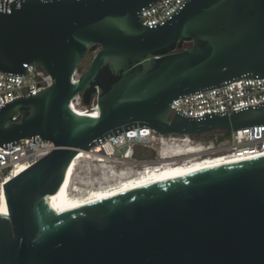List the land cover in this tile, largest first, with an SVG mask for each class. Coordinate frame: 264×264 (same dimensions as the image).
Masks as SVG:
<instances>
[{
  "label": "water",
  "instance_id": "95a60500",
  "mask_svg": "<svg viewBox=\"0 0 264 264\" xmlns=\"http://www.w3.org/2000/svg\"><path fill=\"white\" fill-rule=\"evenodd\" d=\"M155 1L0 2V70L23 75L35 64L53 77L2 108L0 145L35 136L55 144L4 184L0 264H264V156L59 214L50 205L80 150L124 132L196 136L264 125V103L171 116L178 98L264 78V0H183L162 23L145 25L141 10ZM80 92L85 106L98 92V116L75 112Z\"/></svg>",
  "mask_w": 264,
  "mask_h": 264
},
{
  "label": "built area",
  "instance_id": "2783aa9c",
  "mask_svg": "<svg viewBox=\"0 0 264 264\" xmlns=\"http://www.w3.org/2000/svg\"><path fill=\"white\" fill-rule=\"evenodd\" d=\"M3 1L7 0H0V2ZM12 1L14 0H8V3ZM182 1L157 0L151 7L141 10L140 20L145 25L162 23L173 14ZM81 73H79L78 67L72 76V80L77 82ZM52 83V75L35 64L27 65L26 73L23 75H12L0 70V111L3 107L16 100L37 95L45 88L51 86ZM72 103H75L76 106L84 105L81 92L71 100V106ZM260 103H264V78H242L221 87L211 88L178 98L171 104V116L177 112L188 116H202L215 112L231 114L240 108L246 106L254 107ZM97 106L98 92L93 95L91 104L84 107L93 113ZM19 119L20 117L14 118V120ZM149 130L152 131L150 134L151 140L155 134H159L155 130ZM135 133L140 134L137 133V130H132L124 132L117 137L109 138L108 140L114 147L112 156L115 155L116 151L118 153L123 152L127 156L131 147L130 145L140 143L134 140L132 134ZM231 133V145L228 148H224L227 149L228 153H253L257 148H264V125L240 129ZM208 147L211 148V146ZM54 148L55 144L53 141L40 136L22 138L14 143L0 145V202L6 194L4 184L16 176L15 173L18 168L22 165L30 167L52 152Z\"/></svg>",
  "mask_w": 264,
  "mask_h": 264
},
{
  "label": "bare ground",
  "instance_id": "6f19581e",
  "mask_svg": "<svg viewBox=\"0 0 264 264\" xmlns=\"http://www.w3.org/2000/svg\"><path fill=\"white\" fill-rule=\"evenodd\" d=\"M81 106H76L75 103H72L76 113L98 116L99 106L93 113L87 110L86 107ZM151 133L152 131L146 129L140 134L135 133L132 136L140 144H146ZM165 138L166 136L162 134H155L152 138V142L158 140L160 143L158 154L162 161L147 164L142 169L135 171L131 168L122 169L121 171L114 165L115 163L119 164L124 160H128L127 158L131 155L134 144L130 145L128 155L123 159L113 158L114 147L109 140L96 145L92 150H80L68 167L63 185L57 195L50 200V205L56 210V214H59L121 193L182 177L203 169L264 156V148H257L253 153L235 152L232 154L231 152H225L210 155V147L202 143L193 142L189 136L184 135L181 139L172 138L165 140ZM178 140L181 141L179 144H177ZM100 151H104L106 154L100 155ZM27 168V165L20 166L15 175L17 176ZM80 172H83L84 175ZM93 173L96 174L95 177H93ZM0 213H9L6 194L0 202Z\"/></svg>",
  "mask_w": 264,
  "mask_h": 264
},
{
  "label": "rangeland",
  "instance_id": "374dc122",
  "mask_svg": "<svg viewBox=\"0 0 264 264\" xmlns=\"http://www.w3.org/2000/svg\"><path fill=\"white\" fill-rule=\"evenodd\" d=\"M97 50L95 51H91L90 53H88V55L85 57V59L83 60V62L79 65V73H81L85 68H87L91 61L92 58L94 57L95 53ZM81 106V105H80ZM85 106V105H83ZM82 107V106H81ZM168 136V137H167ZM166 139H172V138H178L181 139L183 135H167ZM222 136V134L220 133V131H215V132H210V133H204V134H200V135H196V136H189L193 142L196 143H202L204 145L207 146H211V148L209 149V154L213 155V154H221V153H225L227 152V149L224 148H228L231 145L232 142V133H230V135L224 139V140H219L220 137ZM150 141L147 142V144H140V143H134V147H133V151H132V155L130 156V158H127L129 161L134 160V158H146V157H150V156H158V150L160 149V143L159 141H153L151 140V138L149 139ZM174 141V140H172ZM181 141L178 140L177 144H179ZM176 144V143H175ZM171 145H173V143H171ZM118 153V151L115 152V154ZM125 153L122 152V156L121 158H125ZM149 163H145V165H147ZM118 170L122 169H129V168H134V165L131 164H114ZM144 165V166H145ZM142 165H138L135 168L138 169H142L143 167H141ZM81 173V172H80ZM83 174V172L81 173ZM84 175V174H83ZM93 177L96 176V174L93 173Z\"/></svg>",
  "mask_w": 264,
  "mask_h": 264
},
{
  "label": "flooded vegetation",
  "instance_id": "af4514ba",
  "mask_svg": "<svg viewBox=\"0 0 264 264\" xmlns=\"http://www.w3.org/2000/svg\"><path fill=\"white\" fill-rule=\"evenodd\" d=\"M99 154L100 155H105L106 153L104 151L103 152L100 151ZM121 156H122V153H116L113 156V158H115V159H121ZM161 161H162V159L160 158V156L158 157V156L154 155V156H150V157H146V158L145 157L144 158L141 157L140 159L136 157L132 161L124 160V161H122L119 164H123V165L131 164V165H134V168H131V169H133L135 171V170H138V168H135L138 165H142L141 167H143L145 165V163L154 164V163H159Z\"/></svg>",
  "mask_w": 264,
  "mask_h": 264
},
{
  "label": "trees",
  "instance_id": "16d2710c",
  "mask_svg": "<svg viewBox=\"0 0 264 264\" xmlns=\"http://www.w3.org/2000/svg\"><path fill=\"white\" fill-rule=\"evenodd\" d=\"M213 132H215V131H213ZM220 133L222 134V136L219 139L221 141L226 139L230 135V132L220 131Z\"/></svg>",
  "mask_w": 264,
  "mask_h": 264
}]
</instances>
